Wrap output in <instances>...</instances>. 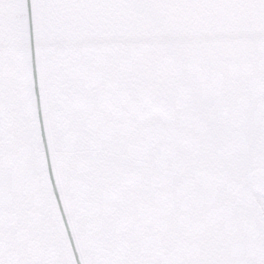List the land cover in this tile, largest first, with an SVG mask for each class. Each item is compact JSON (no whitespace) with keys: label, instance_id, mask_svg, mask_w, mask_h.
I'll use <instances>...</instances> for the list:
<instances>
[{"label":"snow or ice","instance_id":"1","mask_svg":"<svg viewBox=\"0 0 264 264\" xmlns=\"http://www.w3.org/2000/svg\"><path fill=\"white\" fill-rule=\"evenodd\" d=\"M0 264H264V0H0Z\"/></svg>","mask_w":264,"mask_h":264}]
</instances>
